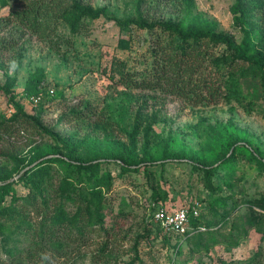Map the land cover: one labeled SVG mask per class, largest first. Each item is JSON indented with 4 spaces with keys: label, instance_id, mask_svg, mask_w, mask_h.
<instances>
[{
    "label": "rangeland",
    "instance_id": "obj_1",
    "mask_svg": "<svg viewBox=\"0 0 264 264\" xmlns=\"http://www.w3.org/2000/svg\"><path fill=\"white\" fill-rule=\"evenodd\" d=\"M81 1L94 9L103 8L106 16L85 20L80 31L69 34V41H60L56 49L20 27L0 26V43L13 44L12 49L0 51V85L8 86L27 113H38L44 125L68 139L74 159L104 162L99 170H109L112 175L105 193L111 201L105 226H113L110 230L114 236L110 233L108 243L116 252L117 264L130 259L131 246L140 237L136 248L141 260L135 264H264L261 232L248 223L251 202L264 192V167L249 152L264 160L262 75L248 69L244 77H237L239 85L230 90L229 100L214 104H192L173 95L124 85L119 82L124 69L136 80L146 76L150 38L167 33L158 26L151 33L115 22L138 20L136 0ZM234 1L170 0L159 8L152 2L144 7L153 20L172 21L185 31L209 28L228 38L233 46H241L245 30L250 51L264 56L262 20L249 10L263 0H240L245 9L240 24L232 12ZM21 4L18 0H0V17ZM61 33H67L66 26L57 28V34ZM224 48L223 44L212 45L208 52L216 54ZM39 87L41 105L37 106L28 95ZM49 89L53 90L51 98L45 93ZM86 102L92 121L59 120L62 113L82 109ZM12 112L0 91V117ZM103 118L111 127L99 122ZM24 143L21 137L12 141L15 149L25 148L22 156L34 145L49 151L45 157L61 154L47 137L37 138L26 147ZM127 154L137 163V171L120 172L117 163ZM229 154L231 160L218 168L213 178L216 189L207 188L201 173L191 165H215ZM162 159L168 160L162 172L158 165L147 164ZM143 164L148 165L149 174H144ZM9 169L15 178L14 169ZM153 187L167 192L158 205L168 209L196 202L199 221L215 230L212 234L221 241L212 240L203 227L180 242L175 235L165 236L169 237L165 240L162 229L151 218L156 207ZM15 190L24 194L26 189L18 183ZM94 247L95 243L81 251Z\"/></svg>",
    "mask_w": 264,
    "mask_h": 264
},
{
    "label": "trees",
    "instance_id": "obj_2",
    "mask_svg": "<svg viewBox=\"0 0 264 264\" xmlns=\"http://www.w3.org/2000/svg\"><path fill=\"white\" fill-rule=\"evenodd\" d=\"M18 1L22 6L0 17V26L4 24L20 27L30 35L49 41L55 49L60 41H69V34H77L85 20L106 16L103 8H91L81 0ZM169 1L136 0L138 20L115 21L118 25L133 24L137 29H146L151 33L158 26L162 32L167 33L165 37L160 38L155 34L156 38H150V61L146 76L136 80L124 69L119 76L120 83L133 84L147 92L158 91L173 95L192 104L228 101L230 90H236L239 85L237 77L242 74L244 77L245 72L251 68L254 75H262L264 83V56L260 52L250 51L248 32L243 30L240 47L233 46L228 38L209 28L181 30L172 21L153 20L146 11V5L149 7L151 2L159 8ZM250 9V13L253 12L261 18L264 28V0L250 6ZM232 12L235 14V21L240 24L245 16L242 1H234ZM61 25L66 26V34H57V28ZM217 44L224 45L223 52L209 53L208 48ZM12 47V42L0 43V51L10 50ZM34 89L28 97L42 91L40 87ZM0 91L13 108L9 116L0 117V167L3 168L0 172V264H117L116 252L108 243L113 226H105L106 210H111V201L105 193L112 184V175L109 170H99L104 162L96 159H74L68 139L44 125L38 113H27L7 85H0ZM45 93L52 97L47 90ZM39 101L37 106L41 105ZM87 105L88 102L82 109H68L60 115L59 120L66 117L73 122L85 119L92 121L90 118L93 115H90V108L86 109ZM99 122H103V126L111 127L104 118ZM18 137L24 138V146L32 144L37 138L47 137L60 148L61 154L45 157L49 151L34 145L29 148L27 155L22 156L20 152L25 148L15 149L12 144L14 138ZM249 152L264 167V160L252 150ZM230 158L232 154L220 158L215 165L191 166L201 173L207 188L214 190L216 186L212 181L215 173L218 168L227 165ZM120 161L117 163L120 172L139 169L129 154L121 157ZM167 162L168 160L162 159L147 164L158 165L162 172ZM29 164L32 165L25 168ZM143 165L144 174H149L148 165ZM9 167L14 169L15 178H12ZM18 183L26 189L24 194L15 190ZM151 193L156 206L152 208V218L153 212L160 206L158 201L165 199L167 192L153 187ZM251 204L248 223L258 226L264 242V192ZM199 219L200 212L197 216L189 214V228L184 233L165 231L158 225L165 240L169 238L165 236L175 235L180 242L203 227L207 233L210 232L212 240L221 241L212 234L215 230ZM93 237L101 239L95 241ZM138 239L131 246L133 255L123 264H135L141 260L136 248ZM94 243V249L81 251ZM60 257L64 259L59 261Z\"/></svg>",
    "mask_w": 264,
    "mask_h": 264
},
{
    "label": "built area",
    "instance_id": "obj_3",
    "mask_svg": "<svg viewBox=\"0 0 264 264\" xmlns=\"http://www.w3.org/2000/svg\"><path fill=\"white\" fill-rule=\"evenodd\" d=\"M53 90L49 89L48 92L52 94ZM41 99V92L36 95L29 96V101L33 104H37ZM199 205L194 202L191 206H180L174 209H168L165 206H159L153 212V219L161 226L165 231H173L178 233H184L189 228V214L197 216L199 214Z\"/></svg>",
    "mask_w": 264,
    "mask_h": 264
},
{
    "label": "water",
    "instance_id": "obj_4",
    "mask_svg": "<svg viewBox=\"0 0 264 264\" xmlns=\"http://www.w3.org/2000/svg\"><path fill=\"white\" fill-rule=\"evenodd\" d=\"M12 179V178H11Z\"/></svg>",
    "mask_w": 264,
    "mask_h": 264
}]
</instances>
